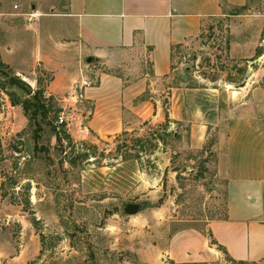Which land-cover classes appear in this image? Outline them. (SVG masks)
I'll list each match as a JSON object with an SVG mask.
<instances>
[{
    "label": "rangeland",
    "instance_id": "374dc122",
    "mask_svg": "<svg viewBox=\"0 0 264 264\" xmlns=\"http://www.w3.org/2000/svg\"><path fill=\"white\" fill-rule=\"evenodd\" d=\"M66 4L0 0V48L11 54L14 38L20 37L22 57L34 59L30 34L43 15L59 16ZM41 19L62 28V18ZM229 39L230 18L216 19L197 42L175 49V61L192 77L244 87L252 76L251 60L263 69L264 81V27L263 55L256 60L232 58ZM5 63L0 67V264H176L159 245L168 244L181 227L205 229L209 219L225 216L224 194L208 187L215 163L208 145L216 131L197 152L178 150L183 145L173 133L179 126L168 122L137 120L134 129L115 137L76 139L58 125L62 108L54 98L45 92L40 103L51 108L41 111L33 92L10 81L19 75L35 90L40 79L46 90L52 71L41 61ZM140 201L148 203L140 213L123 212L125 203ZM164 205L167 215L158 211ZM189 264L240 263L224 258ZM245 264H264V259Z\"/></svg>",
    "mask_w": 264,
    "mask_h": 264
},
{
    "label": "crops",
    "instance_id": "0c3cea01",
    "mask_svg": "<svg viewBox=\"0 0 264 264\" xmlns=\"http://www.w3.org/2000/svg\"><path fill=\"white\" fill-rule=\"evenodd\" d=\"M42 17L62 18V28L43 24ZM42 17L30 34L36 57H22L16 37L11 54L0 48L1 58L41 61L52 71L46 95L69 112L64 127L76 139L115 137L137 120L168 122L179 126L173 133L183 145L178 150L197 152L216 131L208 145L215 156L208 187L224 194L225 216L209 219L205 229L179 228L158 251L176 264L264 259L263 69L248 61L252 76L240 87L192 77L174 58L175 49L197 42L224 17L230 18V56L254 57L264 0H67L59 16ZM76 91L84 98L78 100ZM158 211L169 212L167 205Z\"/></svg>",
    "mask_w": 264,
    "mask_h": 264
},
{
    "label": "trees",
    "instance_id": "16d2710c",
    "mask_svg": "<svg viewBox=\"0 0 264 264\" xmlns=\"http://www.w3.org/2000/svg\"><path fill=\"white\" fill-rule=\"evenodd\" d=\"M262 53H263V50L261 49V47H258L256 49V53L254 55V59L257 58L258 56L262 55ZM254 59H252V61ZM5 66H7V64L1 59V54H0V67H5ZM240 70L242 72H245L246 69L244 68V69H240ZM10 81H11L12 84H14V85H16V86H18V87H20L22 89H25V90L33 92L34 93L33 97L38 101V103L35 104V106L37 108H41V111H47V110H49V108H51L50 104L49 105L48 104H44V103H42V101L40 103V99H42L45 96V91H46L45 87H41L40 79H37V82H38L39 85H38V88L35 89V90H32L33 88L31 87V85L29 83H27L24 79H22L19 75L10 76ZM60 127H64V125H62ZM65 135L68 138V140L71 139L69 134L65 133ZM214 141H215V139H212L211 144H213ZM135 142L140 143V144L142 143L141 140L140 141L137 140ZM133 145H134V143H133ZM136 156H138V155H136ZM229 259L231 261H234V262H237V263H240V264L247 263L246 261H243V260L236 261V260H233L231 258H229Z\"/></svg>",
    "mask_w": 264,
    "mask_h": 264
},
{
    "label": "water",
    "instance_id": "95a60500",
    "mask_svg": "<svg viewBox=\"0 0 264 264\" xmlns=\"http://www.w3.org/2000/svg\"><path fill=\"white\" fill-rule=\"evenodd\" d=\"M88 62H92L93 58L89 57L87 59ZM245 83H242L241 85H244ZM148 206V203L146 201H140V202H128L125 203L122 207L123 212L127 215H135L143 211Z\"/></svg>",
    "mask_w": 264,
    "mask_h": 264
},
{
    "label": "built area",
    "instance_id": "2783aa9c",
    "mask_svg": "<svg viewBox=\"0 0 264 264\" xmlns=\"http://www.w3.org/2000/svg\"><path fill=\"white\" fill-rule=\"evenodd\" d=\"M186 45L188 46L189 44L186 43ZM190 56H191V53L189 51L186 55H184V58L190 57ZM195 62L197 63V65L199 64L200 61L198 57L195 59ZM74 95L78 100H81L84 98V94L80 91H76ZM70 118L71 117L69 114H67L66 112H61L58 117V125L59 126H62V125L69 126Z\"/></svg>",
    "mask_w": 264,
    "mask_h": 264
}]
</instances>
